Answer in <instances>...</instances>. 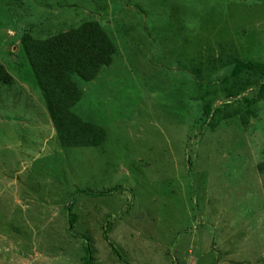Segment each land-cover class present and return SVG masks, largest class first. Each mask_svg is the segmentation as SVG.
<instances>
[{"label":"rangeland","instance_id":"1","mask_svg":"<svg viewBox=\"0 0 264 264\" xmlns=\"http://www.w3.org/2000/svg\"><path fill=\"white\" fill-rule=\"evenodd\" d=\"M91 20L107 139L66 147L21 38ZM0 63V264H264V0H0Z\"/></svg>","mask_w":264,"mask_h":264},{"label":"trees","instance_id":"2","mask_svg":"<svg viewBox=\"0 0 264 264\" xmlns=\"http://www.w3.org/2000/svg\"><path fill=\"white\" fill-rule=\"evenodd\" d=\"M21 43L45 98L61 144L66 147L103 145L107 139L106 129L76 114L74 107L83 97L75 76L91 81L99 75L105 65L113 62L117 47L104 26L97 20L86 21L76 28L47 39H39L25 32ZM259 65L261 66L251 62H238L234 72L237 74L244 66L255 68ZM12 78L7 68L0 63V83L9 84ZM238 94V91L230 92L231 96ZM219 110L218 108L215 112ZM205 113L210 115V106L206 108ZM90 191L98 196L106 194L92 190L81 192L89 194ZM69 213L70 228L73 229L77 220L73 205L69 206ZM85 249L87 255L83 264H92L90 245H86Z\"/></svg>","mask_w":264,"mask_h":264}]
</instances>
